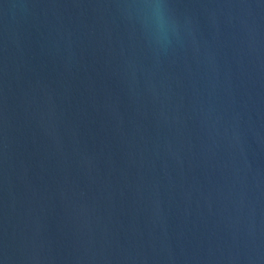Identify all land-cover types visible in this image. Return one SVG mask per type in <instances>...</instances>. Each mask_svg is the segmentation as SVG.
<instances>
[{
    "label": "water",
    "instance_id": "95a60500",
    "mask_svg": "<svg viewBox=\"0 0 264 264\" xmlns=\"http://www.w3.org/2000/svg\"><path fill=\"white\" fill-rule=\"evenodd\" d=\"M0 264H264V0H0Z\"/></svg>",
    "mask_w": 264,
    "mask_h": 264
}]
</instances>
